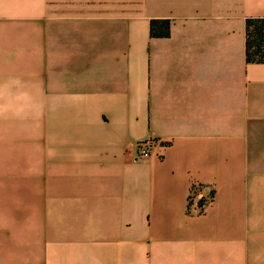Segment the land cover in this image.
Wrapping results in <instances>:
<instances>
[{"label": "crops", "instance_id": "crops-1", "mask_svg": "<svg viewBox=\"0 0 264 264\" xmlns=\"http://www.w3.org/2000/svg\"><path fill=\"white\" fill-rule=\"evenodd\" d=\"M248 19L264 0H0V264H264Z\"/></svg>", "mask_w": 264, "mask_h": 264}, {"label": "trees", "instance_id": "trees-1", "mask_svg": "<svg viewBox=\"0 0 264 264\" xmlns=\"http://www.w3.org/2000/svg\"><path fill=\"white\" fill-rule=\"evenodd\" d=\"M245 59L247 63H264V19H248L245 22ZM151 38H167L170 35L169 20H151Z\"/></svg>", "mask_w": 264, "mask_h": 264}, {"label": "built area", "instance_id": "built-area-1", "mask_svg": "<svg viewBox=\"0 0 264 264\" xmlns=\"http://www.w3.org/2000/svg\"><path fill=\"white\" fill-rule=\"evenodd\" d=\"M152 144H153V141H146V142L137 144L136 146L137 153H136L135 161L143 160L147 158L150 154ZM195 199L198 202V204L196 205L198 209L203 207V205H205V203L208 202V200L205 199L204 196L202 195V191L200 187H196L195 189L191 191V194L189 196V205L194 204Z\"/></svg>", "mask_w": 264, "mask_h": 264}]
</instances>
